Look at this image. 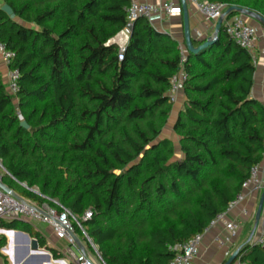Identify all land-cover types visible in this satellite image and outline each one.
Here are the masks:
<instances>
[{"label": "trees", "instance_id": "16d2710c", "mask_svg": "<svg viewBox=\"0 0 264 264\" xmlns=\"http://www.w3.org/2000/svg\"><path fill=\"white\" fill-rule=\"evenodd\" d=\"M209 1L264 16V0ZM4 2L16 19L0 7V41L19 71L14 95L0 69V159L15 178L5 175L6 184L79 217L92 210L81 223L106 264H167L169 247L225 213L264 162V104L251 95L255 58L223 25L213 45L182 61L180 41L138 18L120 60L111 40L128 26L131 0ZM181 69L189 78L175 160L174 142L161 134ZM22 228L45 245L29 224ZM238 259L264 264V246L244 243Z\"/></svg>", "mask_w": 264, "mask_h": 264}, {"label": "built area", "instance_id": "2783aa9c", "mask_svg": "<svg viewBox=\"0 0 264 264\" xmlns=\"http://www.w3.org/2000/svg\"><path fill=\"white\" fill-rule=\"evenodd\" d=\"M193 1L196 3L199 12L207 20L213 22H217L228 8L224 3L209 0ZM177 10L178 8L172 0H165L158 5L141 2L140 0H131V4L127 9V17L129 24H133V22L138 18H146L151 23L155 24L156 22L162 21L168 16H171ZM223 25L230 38L235 40L243 48L247 49L255 58L259 38L258 30L253 24L248 22L247 17L243 15H236L229 19L225 18ZM130 34L131 31L127 26L116 36L123 38L122 43L116 42L119 46L120 60L124 58V52L126 50ZM188 54L189 51L187 47L185 45L181 46L182 61ZM15 56V52L8 50L6 45L0 41V62H3L9 69L7 89L14 95L18 91L17 81L19 79V71L11 68V64ZM188 78L189 75L184 69H181L173 76L170 89V100L172 103L177 102L179 94L183 91L185 82ZM5 175L15 179L14 176H12L5 169L3 162L0 159V221L23 220L27 223L42 222L51 225L56 233L65 237L68 241L69 247L63 251L57 252L58 255L63 257L56 258L51 254L49 264H106L100 254V262L92 256L87 245V243H90L91 238L88 236L85 227L81 223V221H87L92 218V210H88L82 217H79L72 213L69 209L62 206L56 200H51V202L55 205L49 201L39 203L17 194L11 188L12 192L16 194L14 195L11 192H7L2 186V184L8 186L4 181ZM245 190H264V167L262 168V165H256L252 168L250 178L243 184V191L230 203L229 208L225 213L219 215L203 232L195 234L187 242L177 243L169 247V249L174 253V256L167 264H197L195 260L199 254L200 245L203 241L205 233H207L212 226H215L219 220H224L226 214L245 199ZM243 213L246 215L248 211L244 209ZM225 226L227 230L225 238H215L216 242L223 245L231 242L238 236L240 231V224L236 223L234 220H227ZM77 227H79L81 233L76 230ZM79 234L84 236L85 244L88 247H86L87 250H84V248L81 249L77 244L74 236L80 239ZM251 243L264 246V211H262L255 236ZM37 254L40 255L41 252H37ZM54 258L58 260H54ZM42 264H44V262ZM240 264L249 263L240 262Z\"/></svg>", "mask_w": 264, "mask_h": 264}, {"label": "crops", "instance_id": "0c3cea01", "mask_svg": "<svg viewBox=\"0 0 264 264\" xmlns=\"http://www.w3.org/2000/svg\"><path fill=\"white\" fill-rule=\"evenodd\" d=\"M141 2L158 5L165 0H140ZM178 10L168 16L162 21H158L154 26L161 32L170 34L172 37L180 41L182 46L184 43V22L183 14L181 9L180 0H172ZM5 4L4 0H0V7ZM188 12H189V23L190 30L193 38L195 40H205L206 38L212 37L215 31L216 22L207 20L198 10L196 3L193 0H187ZM258 43L256 48V70L254 75V85L252 88L251 95L255 99L259 100L264 104V32L258 30ZM0 69L4 73V80L6 84L8 83V67L0 62ZM181 105L177 108L174 107L173 113L170 120L174 116V124L177 118V113L183 108L185 95L182 91L180 94ZM174 126V125H173ZM179 142H180V136ZM163 138H169L167 136ZM180 144V143H179ZM180 146V145H179ZM264 167V162L262 168ZM263 190H245L246 197L245 199L231 211L226 214L224 220H219L215 226H212L203 237V241L200 245L199 254L195 260L197 264H224L232 253L240 248L244 243H247L253 227H251L252 221H255V215L258 209V205L262 196ZM247 210L248 213L245 215L243 210ZM264 211V207H263ZM234 220L236 223L240 224V231L237 237H235L231 242L226 243L225 245L220 244L215 241L216 237L225 238L227 235V230L225 223L226 221ZM3 222H12L5 221ZM0 221V242L3 245L0 247V264H39L40 255L37 252H34L31 249V243L27 240L24 234L28 232L23 230V226L29 224L34 231L40 233L41 237L45 240V245L41 248L48 250L53 256V250L63 251L69 247L68 241L65 237L59 235L55 232L54 228L51 225L35 222L27 223L23 220L17 221L15 228H8L1 224ZM7 230H13L16 236L12 238ZM80 235V234H79ZM255 236V234H254ZM79 240L82 243L84 250H87V245L85 244V238L83 235L79 236ZM254 238V237H253ZM84 243V244H83ZM63 244L62 247L59 246ZM88 248V247H87ZM23 250L25 254H23ZM20 251V252H19ZM34 256L32 262L26 263V261ZM63 257V256H60ZM57 258V257H56ZM241 260L237 259L233 264H240ZM49 264V263H47Z\"/></svg>", "mask_w": 264, "mask_h": 264}, {"label": "water", "instance_id": "95a60500", "mask_svg": "<svg viewBox=\"0 0 264 264\" xmlns=\"http://www.w3.org/2000/svg\"><path fill=\"white\" fill-rule=\"evenodd\" d=\"M181 3V9H182V14H183V22H184V40H185V46L187 47L189 53L192 54H199L202 53L203 51H205L208 47H210L211 45H213L218 37H219V33L220 30L223 26L224 20L225 18H227L230 14H232L233 12L239 13L240 15H243L245 17H248L250 19H253L255 21H257L258 23L262 24L264 26V16H262L261 14L254 12L252 10H249L247 8H243L240 7L238 5H233L229 8H227V10L224 12L223 16L221 18H219V20L216 22V26H215V31L212 37L206 38L204 40V42L202 44H200L199 46H194L193 44V36L191 34V30H190V23H189V12H188V5H187V0H180ZM1 9L6 12L12 19H16V14L14 13L12 7L9 4H4ZM128 28L130 29V31L133 29V24H129ZM116 38V37H115ZM115 38L111 40L112 43H116ZM21 126L25 127V128H29V124L27 123V121L23 120L21 122ZM3 188L7 191V192H11L14 195H16L14 192H12L11 188L6 186L5 184H2ZM263 207H264V190L258 205V209L255 215V224L253 227V230L251 232V236L248 240L247 243H251L252 239L254 237V234L256 232V229L258 227L259 224V220L261 218L262 215V211H263ZM8 232L14 233L13 230H7ZM25 237L27 238V240L31 243V249L34 252H41L40 254V259H39V264H42L44 261H48L50 262L51 260V253L40 247V244L38 242L37 239L35 238H31L28 234H24ZM75 240L77 242V244L80 246V248L82 249V243L81 241L76 237ZM242 246L240 248H238L237 250H235L232 255L228 258V260L224 263V264H233L239 256L240 250H241ZM34 256H32L31 258H29L26 263H30L32 262Z\"/></svg>", "mask_w": 264, "mask_h": 264}, {"label": "rangeland", "instance_id": "374dc122", "mask_svg": "<svg viewBox=\"0 0 264 264\" xmlns=\"http://www.w3.org/2000/svg\"><path fill=\"white\" fill-rule=\"evenodd\" d=\"M247 20H248L249 23L253 24L257 28V30H262L264 32V26L262 24L258 23L257 21H255L253 19H250L248 17H247ZM1 72H2L3 77H5L2 69H1ZM180 105H181V100H180V95H179V98H178L177 102L174 103V107L177 108ZM172 115H174V113H172ZM20 118L22 119V117H20ZM173 121H174V116H173V118L171 120H169L168 124L164 127L163 132L161 134V138L167 136V137H169L174 142V146H175V150H176V156L174 157V159L177 160V159H179L182 156V154L180 153L179 137H178L179 135L174 131V126H173L174 125V122ZM8 178H9L8 176L7 177L6 176L4 177V181L7 184L9 183ZM17 193H19V190L18 189H17ZM19 195L22 196V194H20V193H19ZM26 198L29 199L28 197H26ZM33 201H35V200H33ZM254 224H255V221L254 222L252 221L251 227H254ZM85 230H86V228H85ZM2 245H3V243H2ZM62 245L63 244H60L59 246L62 247ZM87 245H88V247H89V249L91 251L92 256L98 262H100L99 256L101 254H100V252L98 250V246L93 242L92 239H91L90 243H87ZM23 254H25V251L24 250H23ZM54 260H58V259L54 258Z\"/></svg>", "mask_w": 264, "mask_h": 264}, {"label": "bare ground", "instance_id": "6f19581e", "mask_svg": "<svg viewBox=\"0 0 264 264\" xmlns=\"http://www.w3.org/2000/svg\"><path fill=\"white\" fill-rule=\"evenodd\" d=\"M115 41H116V42H120V43H122V42H123V38L120 37V36H119V37H116V38H115ZM45 262H46V261H45ZM45 262H44V264H46ZM48 263H49V262H48Z\"/></svg>", "mask_w": 264, "mask_h": 264}]
</instances>
